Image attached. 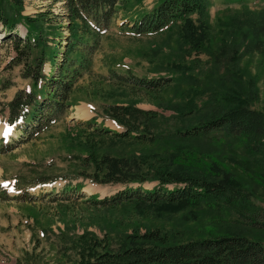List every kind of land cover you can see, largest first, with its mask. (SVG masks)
Listing matches in <instances>:
<instances>
[{
	"label": "rangeland",
	"instance_id": "rangeland-1",
	"mask_svg": "<svg viewBox=\"0 0 264 264\" xmlns=\"http://www.w3.org/2000/svg\"><path fill=\"white\" fill-rule=\"evenodd\" d=\"M65 2L24 0L23 21L15 30L10 32L0 23V110L6 111L0 115V264H78L93 258L89 255L93 239L107 245L108 250H118L124 235L136 228L143 233L152 224L163 227L175 241L196 238L200 233L237 230L264 239L263 233L236 225L239 213L221 204L193 203L165 219L152 207L153 213L147 210V215L156 221L144 217L143 211L130 203L95 205L89 199L111 196L125 185L95 182L82 175L87 171L105 176L106 165L96 169L103 156L111 162L129 159L125 167L129 173L136 171L133 162L143 158V153H149L146 158L151 164H159L177 148L176 143L166 141L190 125V120L196 123L199 117L208 116L222 102L217 99L219 94H226L234 82L249 92L250 107L264 112V0H210V15L204 18L210 24V40L202 50L186 39L181 25L152 35H136L117 26L127 13L133 16L151 8L155 0H144V7L136 5L127 12L120 11L109 33L99 39L92 56L93 68L76 82L64 114L28 140L34 124L27 127L28 133L17 125L9 127L8 109L4 108L17 93L32 85L24 76V60L17 58L15 37L23 41L28 38L26 16L35 18L47 12L44 24L49 27L48 44L52 50L63 47L69 35ZM40 52V47H34L31 60ZM51 69L47 59L43 70L49 75ZM171 75L176 80L155 97L134 80V76L154 79ZM190 99H194L195 110L201 107L200 111L178 113L183 106L190 109ZM107 103H136L138 108L155 111L152 117L139 115V129L132 130L131 135L147 132L157 140L117 138L114 133L124 131L126 126L106 113ZM93 120L91 125L85 123ZM222 131L190 140L186 147L189 151L183 154L198 167L207 168L216 158L222 159L223 167L246 182L245 190L252 192V201L264 210V146L262 152L248 156L241 142L229 143L232 136ZM151 164L142 165L140 170L148 175ZM156 184L157 180H148L142 187L151 189ZM26 192L32 194L30 198L24 197ZM95 250L102 252L105 248Z\"/></svg>",
	"mask_w": 264,
	"mask_h": 264
},
{
	"label": "trees",
	"instance_id": "trees-1",
	"mask_svg": "<svg viewBox=\"0 0 264 264\" xmlns=\"http://www.w3.org/2000/svg\"><path fill=\"white\" fill-rule=\"evenodd\" d=\"M65 1L69 35L62 55L59 53L63 47H53L52 50L48 44L50 32L49 27L44 24L47 12H41L35 18L26 16L29 24L28 38L23 41L15 37L17 58L19 61L24 60V76L30 78L32 85L17 93L4 108L8 109V124L17 125L22 132L28 133L27 127L34 124L28 140L46 130L64 114L76 82L93 68L92 56L98 47L99 39L109 33L119 12H127L136 5L144 7V0ZM209 3L210 0H155L151 8H144L133 16L127 13L126 17L117 22V26L121 30L129 29L136 35H152L181 25L180 31L186 39L195 49L202 50L205 42L210 40V24L204 20L210 15ZM23 8L24 0H0V23L6 30H15L17 24L23 21ZM195 14L199 15L198 19L194 18ZM8 36L10 38V34ZM34 47H40L41 52L31 60L30 55ZM47 59L50 60L52 68L49 75L43 70ZM183 71L186 73V70ZM113 74L119 78L115 71ZM124 76L121 74V77ZM134 80L140 88L149 93L148 95L155 97L176 79L171 75L154 79L134 76ZM130 81L127 79L129 84ZM227 90L229 91L223 96L219 94L221 97L217 99L222 102L216 104L208 116L199 117L196 123L190 120V125L176 131L177 136L166 141L176 143L177 148L176 151L168 153L159 164H151L146 158L149 153H143V158L133 162L136 171L129 173L125 171L129 159L117 158L111 162L103 156L99 159L100 166L96 169L106 165L108 170L105 176L101 177L98 172L82 171V175L91 177L95 182L125 185L124 189L111 196L89 200L95 205L106 207L130 203L142 210L143 216L148 218L150 215H147V210L153 213L152 207H155L164 219L193 203L221 204L239 213L241 218L235 221L236 225L249 232L264 234V210L252 201L253 194L245 190L246 182L241 177L224 168L222 159L216 158L207 168L198 167L189 163L188 155L183 154L184 151H189L186 147L190 146V140L200 139L219 129L232 136L229 143L241 142L248 156L262 152L264 112L250 107V94L246 93L241 84L238 88L234 82ZM217 93L218 91L214 92L215 95ZM187 102L190 109L185 110L183 106L182 111L178 113L188 115L190 112L200 111L201 107L198 106L195 110L194 99ZM134 104L136 103L123 106L107 103L106 113L120 125L126 126L124 131L115 132V136L122 139L133 138L138 142L157 140L147 132L131 135L132 130L139 129L136 125L139 115L152 117L155 114V111L141 109ZM5 112L0 110V115ZM92 122L94 120L85 123L91 125ZM144 164H151L153 168L148 175L140 170ZM148 180H157L158 184L151 189L142 187ZM136 182L140 186L132 187L131 183ZM170 184H173V189L168 187ZM31 195L26 192L24 197L30 198ZM67 196L72 194L68 193ZM209 213H212L211 209ZM150 218L153 219V216ZM153 220L156 221V218ZM147 228L143 233L136 228L132 233L124 235L118 250H108L107 245L96 238L93 239L92 250L89 251L93 258L82 259L78 264H264V239L246 234L242 230L200 233L196 238L175 241L173 235L164 231L158 224ZM99 246H104L105 250L96 251L95 248Z\"/></svg>",
	"mask_w": 264,
	"mask_h": 264
},
{
	"label": "bare ground",
	"instance_id": "bare-ground-1",
	"mask_svg": "<svg viewBox=\"0 0 264 264\" xmlns=\"http://www.w3.org/2000/svg\"><path fill=\"white\" fill-rule=\"evenodd\" d=\"M88 191H90V190L88 189Z\"/></svg>",
	"mask_w": 264,
	"mask_h": 264
}]
</instances>
